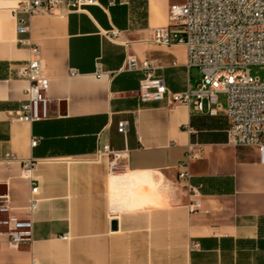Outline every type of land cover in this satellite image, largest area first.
I'll return each mask as SVG.
<instances>
[{
    "label": "crops",
    "instance_id": "1",
    "mask_svg": "<svg viewBox=\"0 0 264 264\" xmlns=\"http://www.w3.org/2000/svg\"><path fill=\"white\" fill-rule=\"evenodd\" d=\"M110 1L33 14L28 32L18 34L19 0H0V198L7 196L12 212L28 216L31 181L21 176L22 159H36L39 185L32 241L17 249L2 242L0 264H264L258 147L227 142L221 105L210 116L166 98L141 101L143 72L122 69L132 54L152 60L168 90L197 87L200 73L186 66L185 45L152 41V29L169 23L170 5L185 0ZM112 27L126 45L105 36ZM19 37L41 50L46 119H15L27 85L15 70L30 54V44ZM121 120L127 122L124 134L117 131ZM98 143L126 149L118 170L111 172L105 157L95 159ZM8 154L16 159L6 160ZM183 162L189 177L181 180ZM188 184L198 196L189 194ZM194 199L199 207L192 210ZM5 215L0 212V220Z\"/></svg>",
    "mask_w": 264,
    "mask_h": 264
},
{
    "label": "built area",
    "instance_id": "2",
    "mask_svg": "<svg viewBox=\"0 0 264 264\" xmlns=\"http://www.w3.org/2000/svg\"><path fill=\"white\" fill-rule=\"evenodd\" d=\"M126 2L127 0H122ZM96 0H19L16 10L23 15L19 18L17 33L28 32V19L33 14H50L57 10L79 11L93 5ZM110 1L109 4H113ZM169 23L152 29V41L169 45L181 43L187 52L186 66L194 67L200 73L197 87L181 92H172L166 87L161 75L155 73L152 60H140L132 54H126L122 69L143 72L139 80L138 97L141 101H159L167 99L171 105L185 104L197 112L215 115L220 103L218 93L226 94L225 115L228 119L226 130L227 142L232 145H256L260 160L264 163V78L250 76L251 65L264 68V0H185L180 4H171ZM111 41L126 45L121 40L117 28L104 31ZM20 43L30 44L29 58L18 64L16 76L27 81L16 120L33 122L50 116L49 99L46 96L48 78L44 74L41 50L38 44L30 43L28 38L19 37ZM104 73L101 62L97 61L94 74L100 77ZM70 74H76L75 69ZM119 133H126L127 122L117 124ZM99 137V135H98ZM32 138L30 144H36ZM200 148L196 145V149ZM124 150H114L108 143L97 144L95 159L105 157L111 172L119 169L118 160ZM194 154L189 150L188 159ZM8 154L6 160H15ZM36 159H22L21 176L30 179L31 189L25 207L27 217H20L12 212L8 197L0 198V212L6 215L0 220L3 228L0 240L10 248H18L23 242L32 241V219L39 201V185L34 175ZM178 177H189L188 163L180 165ZM188 192L198 196V189L190 184ZM199 207V200L194 199L190 208ZM66 237V235H64ZM197 244L192 243L191 247Z\"/></svg>",
    "mask_w": 264,
    "mask_h": 264
},
{
    "label": "rangeland",
    "instance_id": "3",
    "mask_svg": "<svg viewBox=\"0 0 264 264\" xmlns=\"http://www.w3.org/2000/svg\"><path fill=\"white\" fill-rule=\"evenodd\" d=\"M250 76L257 79L264 78V68L261 65H251L249 67ZM226 94L225 93H218L217 94V101L220 103L221 106L224 108L226 107Z\"/></svg>",
    "mask_w": 264,
    "mask_h": 264
},
{
    "label": "water",
    "instance_id": "4",
    "mask_svg": "<svg viewBox=\"0 0 264 264\" xmlns=\"http://www.w3.org/2000/svg\"><path fill=\"white\" fill-rule=\"evenodd\" d=\"M113 227H116V221L113 222Z\"/></svg>",
    "mask_w": 264,
    "mask_h": 264
}]
</instances>
